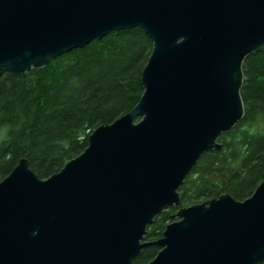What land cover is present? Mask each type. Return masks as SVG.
<instances>
[{"label":"water","instance_id":"water-1","mask_svg":"<svg viewBox=\"0 0 264 264\" xmlns=\"http://www.w3.org/2000/svg\"><path fill=\"white\" fill-rule=\"evenodd\" d=\"M134 28L153 41L140 101L48 179L23 158L0 182V264H134L152 245L148 264L264 262V181L245 201L180 209L145 241L244 117L242 64L264 48V0H0V79Z\"/></svg>","mask_w":264,"mask_h":264},{"label":"trees","instance_id":"trees-1","mask_svg":"<svg viewBox=\"0 0 264 264\" xmlns=\"http://www.w3.org/2000/svg\"><path fill=\"white\" fill-rule=\"evenodd\" d=\"M140 28L112 32L32 73L0 79V182L23 158L40 179L60 172L88 146L90 134L132 111L144 88L141 75L153 51ZM243 65L245 114L203 154L168 208L148 228L145 241L162 237L182 209L223 195L250 198L264 181V48ZM161 251L148 246L134 264H148ZM261 264H264L261 263Z\"/></svg>","mask_w":264,"mask_h":264},{"label":"rangeland","instance_id":"rangeland-1","mask_svg":"<svg viewBox=\"0 0 264 264\" xmlns=\"http://www.w3.org/2000/svg\"><path fill=\"white\" fill-rule=\"evenodd\" d=\"M66 54H68V53H66ZM65 55V54H64ZM175 219V218H174ZM176 221V220H175Z\"/></svg>","mask_w":264,"mask_h":264}]
</instances>
